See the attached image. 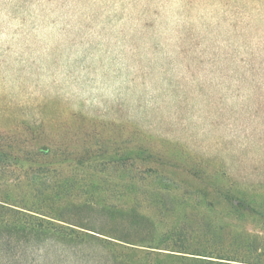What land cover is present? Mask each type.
Segmentation results:
<instances>
[{"label":"rangeland","instance_id":"rangeland-1","mask_svg":"<svg viewBox=\"0 0 264 264\" xmlns=\"http://www.w3.org/2000/svg\"><path fill=\"white\" fill-rule=\"evenodd\" d=\"M0 135L52 154L16 177L103 182L75 225L264 263V0H0Z\"/></svg>","mask_w":264,"mask_h":264},{"label":"trees","instance_id":"trees-1","mask_svg":"<svg viewBox=\"0 0 264 264\" xmlns=\"http://www.w3.org/2000/svg\"><path fill=\"white\" fill-rule=\"evenodd\" d=\"M51 155L49 151H21L0 135V264H40L48 259L62 264L70 257L77 264H264L259 258H240L237 250L225 251L223 245L212 247L207 241L195 245L175 241L171 228L161 233L158 241L146 242L140 241V237L131 240L120 232L73 224L69 212L75 207L100 206L103 212L112 213L114 205L105 197L103 182L100 186L89 182L87 186L72 179L38 183L34 178L16 177L19 163H37V158L48 159ZM12 176L15 178L9 180ZM18 187L24 190L21 194L14 193ZM126 188L129 195L122 197L125 201L128 198L134 201L137 194L134 183ZM241 203L238 201L235 206ZM152 204L161 203L152 200ZM127 208L121 212L129 214ZM155 212L157 220L137 212L131 216L135 220L139 217L146 220L153 228L166 216L161 209ZM135 228L138 234L140 228L137 225ZM188 246H192L191 249ZM244 254L250 256L248 251Z\"/></svg>","mask_w":264,"mask_h":264}]
</instances>
